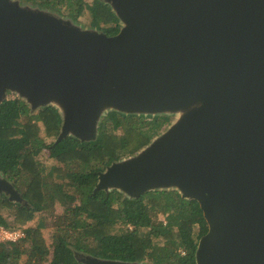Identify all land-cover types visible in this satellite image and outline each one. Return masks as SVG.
Segmentation results:
<instances>
[{
  "label": "water",
  "instance_id": "95a60500",
  "mask_svg": "<svg viewBox=\"0 0 264 264\" xmlns=\"http://www.w3.org/2000/svg\"><path fill=\"white\" fill-rule=\"evenodd\" d=\"M108 36L21 0H0V105L58 110L60 134L95 141L110 112L170 116L95 193L177 191L207 223L196 264H264V0H100ZM0 195L28 206L0 171ZM82 264H150L104 260Z\"/></svg>",
  "mask_w": 264,
  "mask_h": 264
},
{
  "label": "trees",
  "instance_id": "16d2710c",
  "mask_svg": "<svg viewBox=\"0 0 264 264\" xmlns=\"http://www.w3.org/2000/svg\"><path fill=\"white\" fill-rule=\"evenodd\" d=\"M21 1L76 22L89 13L91 26L108 36L121 29L111 7L100 0L93 4L87 0ZM171 120L166 115L110 112L101 120L95 141L67 137L55 146L62 124L56 108L45 107L30 115L29 106L21 99L2 103L0 171L15 188L21 190L24 184L30 207L13 204L0 195V226L24 229L37 213H53L56 202L64 213L50 222L45 216L35 226L26 227L27 238L21 242L1 244L0 264H19L23 255L25 264H82L76 258L80 253L124 262L196 264L198 242L208 229L197 201L184 200L173 190L149 192L138 199L116 190L94 192L98 173L138 153ZM43 151L60 166L40 168L43 165L36 157ZM28 174L30 180H26ZM4 212L14 216L13 224ZM49 226L53 228L51 246L45 238Z\"/></svg>",
  "mask_w": 264,
  "mask_h": 264
},
{
  "label": "rangeland",
  "instance_id": "374dc122",
  "mask_svg": "<svg viewBox=\"0 0 264 264\" xmlns=\"http://www.w3.org/2000/svg\"><path fill=\"white\" fill-rule=\"evenodd\" d=\"M87 2L90 3V4H93L94 0H87ZM24 3H25V2H24ZM65 17H67V16H65ZM79 22H80V24H81L83 27H86V28H92V26H91V17H90V14H89V13H86V14H85V17L79 19ZM9 99L13 100V99H15V97H14L13 95H9ZM39 111H40V109L37 110V111H35V112H31V109H30V115H36ZM26 120H27L26 117H23V118L21 119V122L25 123ZM168 126H169V125H168ZM168 126L164 127V129H163L161 132H165V131L167 130ZM136 154H137V153H136ZM127 157H129V156H127ZM36 158H37V160L40 161L41 164L43 165V166H41L40 168H42V167H45V168L48 167V168H49V167H53L54 165H59V166H60V164L56 161V159H51V158L49 157V153H48V151H43V152H42L39 156H37ZM125 158H126V157H125ZM30 177H31V176L28 174L26 180H27V179L30 180ZM55 178L57 179V177H55ZM12 184H13V183H12ZM13 185H14V184H13ZM14 187H15V186H14ZM24 187H25V186H24V184H23V185L21 186V190L18 189L19 191H21V193H20L21 196H23V195L25 194V189H24ZM16 189H17V188H16ZM22 193H23V194H22ZM25 200H26V202L28 203V207H30L29 201H28L26 198H25ZM16 204L20 205L19 203H16ZM20 206H21V207H24L22 204H21ZM116 207H117V206H116ZM54 212H55V214H54V215H51L52 220L55 219V218H57V217H59L60 215H62V214L64 213V208H62V206H60L59 204H57V205L55 206V211H54ZM4 215H5V219H6L8 222L12 223V222L14 221V216H11V215H9V214L6 213V212H4ZM45 216L49 217L50 214H44V212H40L39 214L36 215V219L33 220L32 222H30L29 224H27V226H28V227H33V226H35L41 218L46 219ZM160 219L163 220L164 218H163V217H160ZM47 222H50V221H48V219H47ZM12 224H13V223H12ZM119 224H121V223H119ZM52 233H53V228H52L51 226H49V228H47V230H45V238H46L47 243H48L49 246H51V236H52ZM8 248H11V247L8 246ZM26 261H27V257H26L25 255H23V256L21 257L20 261H19V264H25Z\"/></svg>",
  "mask_w": 264,
  "mask_h": 264
},
{
  "label": "built area",
  "instance_id": "2783aa9c",
  "mask_svg": "<svg viewBox=\"0 0 264 264\" xmlns=\"http://www.w3.org/2000/svg\"><path fill=\"white\" fill-rule=\"evenodd\" d=\"M26 237L25 229L0 226V245L18 243L25 240Z\"/></svg>",
  "mask_w": 264,
  "mask_h": 264
},
{
  "label": "crops",
  "instance_id": "0c3cea01",
  "mask_svg": "<svg viewBox=\"0 0 264 264\" xmlns=\"http://www.w3.org/2000/svg\"><path fill=\"white\" fill-rule=\"evenodd\" d=\"M57 161H58V160H57ZM62 165H63V164H62ZM75 171H77V169H76ZM65 181H66V183L69 182L68 180H65ZM57 204H58V202H56V205H57ZM37 214H39V213H37ZM37 214H36V215H37ZM54 214H55V212H53V213L50 214V216L48 217V221H51V220H52L51 215H54ZM35 219H36V216H35V218H34L33 220H35ZM33 220H31L30 222H32ZM30 222H29V223H30ZM29 223H28V224H29ZM26 227H28V226H27V225L24 226V229H26Z\"/></svg>",
  "mask_w": 264,
  "mask_h": 264
},
{
  "label": "clouds",
  "instance_id": "9594fccd",
  "mask_svg": "<svg viewBox=\"0 0 264 264\" xmlns=\"http://www.w3.org/2000/svg\"><path fill=\"white\" fill-rule=\"evenodd\" d=\"M98 175H99V173H98ZM98 181H99V178H98ZM12 183V182H11ZM20 193V192H19ZM23 198L25 199V197L23 196ZM13 204H16V203H13ZM16 205H18V204H16ZM27 238V237H26ZM5 245H7V244H5Z\"/></svg>",
  "mask_w": 264,
  "mask_h": 264
},
{
  "label": "flooded vegetation",
  "instance_id": "af4514ba",
  "mask_svg": "<svg viewBox=\"0 0 264 264\" xmlns=\"http://www.w3.org/2000/svg\"><path fill=\"white\" fill-rule=\"evenodd\" d=\"M54 159V158H53ZM76 170V167L74 168V171ZM18 190V189H17ZM19 191V190H18ZM21 193V191H19ZM23 194V193H22ZM24 196V195H23ZM25 197V196H24Z\"/></svg>",
  "mask_w": 264,
  "mask_h": 264
}]
</instances>
